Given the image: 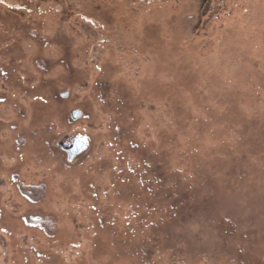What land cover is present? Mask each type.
Masks as SVG:
<instances>
[{
	"label": "rangeland",
	"instance_id": "1",
	"mask_svg": "<svg viewBox=\"0 0 264 264\" xmlns=\"http://www.w3.org/2000/svg\"><path fill=\"white\" fill-rule=\"evenodd\" d=\"M262 262L264 0H0V264Z\"/></svg>",
	"mask_w": 264,
	"mask_h": 264
},
{
	"label": "water",
	"instance_id": "2",
	"mask_svg": "<svg viewBox=\"0 0 264 264\" xmlns=\"http://www.w3.org/2000/svg\"><path fill=\"white\" fill-rule=\"evenodd\" d=\"M69 91L62 92L63 96H67ZM82 115L81 109H74L71 111V118L78 119ZM61 146L68 149L67 159L73 160L79 153L85 150L88 146V142L84 137L76 136L71 143L62 142Z\"/></svg>",
	"mask_w": 264,
	"mask_h": 264
},
{
	"label": "trees",
	"instance_id": "3",
	"mask_svg": "<svg viewBox=\"0 0 264 264\" xmlns=\"http://www.w3.org/2000/svg\"><path fill=\"white\" fill-rule=\"evenodd\" d=\"M255 146H256V147H261L260 143H255ZM247 149L249 150V148H247ZM155 167H156V165H155ZM156 169H157V172L159 171V174H158L159 177L166 173V171L163 173V171H162V170H159L158 167H156ZM196 170H197V169H196ZM192 171H194V170L192 169ZM157 172H155V173H157ZM194 172H195V171H194ZM191 180H192V177H191ZM191 183H192V185H193L194 187L196 186L195 181L192 180ZM199 185H200V183H199ZM168 188H169V187H168ZM260 264H264V263L262 262V263H260Z\"/></svg>",
	"mask_w": 264,
	"mask_h": 264
},
{
	"label": "flooded vegetation",
	"instance_id": "4",
	"mask_svg": "<svg viewBox=\"0 0 264 264\" xmlns=\"http://www.w3.org/2000/svg\"><path fill=\"white\" fill-rule=\"evenodd\" d=\"M64 149H66V150L68 151V149H67V148H64Z\"/></svg>",
	"mask_w": 264,
	"mask_h": 264
}]
</instances>
